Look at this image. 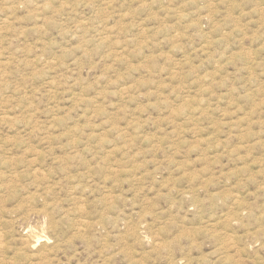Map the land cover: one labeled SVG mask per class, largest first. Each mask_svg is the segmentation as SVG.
<instances>
[{
  "label": "rangeland",
  "instance_id": "obj_1",
  "mask_svg": "<svg viewBox=\"0 0 264 264\" xmlns=\"http://www.w3.org/2000/svg\"><path fill=\"white\" fill-rule=\"evenodd\" d=\"M0 238L1 264H264V0H0Z\"/></svg>",
  "mask_w": 264,
  "mask_h": 264
},
{
  "label": "bare ground",
  "instance_id": "obj_2",
  "mask_svg": "<svg viewBox=\"0 0 264 264\" xmlns=\"http://www.w3.org/2000/svg\"><path fill=\"white\" fill-rule=\"evenodd\" d=\"M110 4V3H109ZM107 6V5H106ZM83 25V24H82ZM81 26V25H80ZM108 26V25H107ZM86 27V26H85ZM84 27V28H85ZM103 28V27H102ZM76 29H78V28H76ZM82 28H80V30H81ZM104 29V28H103ZM106 29H108V28H106ZM79 30V29H78ZM77 31V30H76ZM107 32H108V30H107ZM108 34V33H107ZM103 35V34H102ZM101 39V38H100ZM102 39H105V38H102ZM101 39V40H102ZM52 85H53V83H52ZM76 100H78V99H76ZM60 163V162H59ZM48 177V176H47ZM44 180H47V179H44ZM45 182H48V181H45ZM44 183V182H43ZM48 184V183H47ZM47 184H45V185H47ZM47 187V186H46ZM47 189V188H46ZM75 189H76V186H75ZM48 191V190H47ZM50 192H51V190H49ZM54 192V189H53V191H52V193ZM49 195V194H48ZM76 196H78L77 194H75ZM74 198V197H73ZM76 199H78V200H80L81 201V199H79L78 197L76 198ZM75 198H74V200H76ZM74 202V201H73ZM79 211V210H78ZM81 212V211H80ZM79 213V212H78ZM84 213V215H85V212H83ZM82 214V213H81ZM81 214L79 215V216H81ZM84 217V216H83ZM76 218H78V217H76ZM81 218V217H80ZM79 219V218H78ZM82 219V218H81ZM75 220V219H74ZM78 222V221H77ZM73 224V223H72ZM80 225H82V224H80ZM74 226V225H73ZM76 226H77V224H76ZM79 227V226H78ZM82 227V226H81ZM78 229V228H77ZM78 231H79V229H78ZM82 231V230H81ZM82 233V232H81ZM231 237V236H230ZM139 238H140V236H139ZM1 239V238H0ZM23 239H24V237H23ZM26 239V238H25ZM232 239V238H231ZM235 240H237V239H235ZM234 240V241H235ZM22 241H25V240H22ZM233 241V242H234ZM238 242V241H237ZM27 243V242H26ZM31 243V242H30ZM32 244H35V242L34 243H32ZM37 244V243H36ZM27 245H29V244H27ZM43 245H45V244H43ZM236 245V244H235ZM234 245V246H235ZM48 247V246H47ZM47 247H45V249L47 248ZM47 249H49V248H47ZM50 252V251H49ZM43 254V253H42ZM46 254V253H45ZM45 254H43V255H45ZM49 254H51V253H49ZM36 256V255H35ZM49 256H51V255H49ZM34 257V256H33ZM40 257V256H39ZM39 257H37V258H39ZM45 257H47V258H50V257H48V256H46L45 255ZM34 260V259H33ZM36 263V262H35ZM1 264V263H0ZM34 264V263H33Z\"/></svg>",
  "mask_w": 264,
  "mask_h": 264
}]
</instances>
